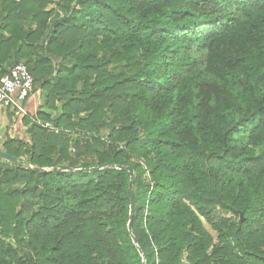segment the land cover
<instances>
[{"label": "trees", "instance_id": "1", "mask_svg": "<svg viewBox=\"0 0 264 264\" xmlns=\"http://www.w3.org/2000/svg\"><path fill=\"white\" fill-rule=\"evenodd\" d=\"M19 63L0 264H264V0H0Z\"/></svg>", "mask_w": 264, "mask_h": 264}, {"label": "built area", "instance_id": "2", "mask_svg": "<svg viewBox=\"0 0 264 264\" xmlns=\"http://www.w3.org/2000/svg\"><path fill=\"white\" fill-rule=\"evenodd\" d=\"M34 77L25 63L14 65L8 74L0 73V106L9 109L17 116V127L28 117L32 122L45 129L59 132L51 122H45L38 118L37 111L28 108L29 101L35 96ZM20 120V121H18Z\"/></svg>", "mask_w": 264, "mask_h": 264}, {"label": "rangeland", "instance_id": "3", "mask_svg": "<svg viewBox=\"0 0 264 264\" xmlns=\"http://www.w3.org/2000/svg\"><path fill=\"white\" fill-rule=\"evenodd\" d=\"M37 95H42L41 92H34ZM42 99V97H41ZM55 113L53 112V115ZM8 111L5 110L2 106H0V148H2V144H4L7 141L8 136H13V137H19V136H24L26 127L21 126L17 127L18 122H15L14 120H9L8 117ZM20 121V120H18ZM20 126V125H19ZM1 167L4 169L11 168L8 164L2 163ZM206 227L212 232L211 228L206 225Z\"/></svg>", "mask_w": 264, "mask_h": 264}, {"label": "water", "instance_id": "4", "mask_svg": "<svg viewBox=\"0 0 264 264\" xmlns=\"http://www.w3.org/2000/svg\"><path fill=\"white\" fill-rule=\"evenodd\" d=\"M0 158H3L5 160H8V161L13 162V163H15L17 161L16 158L11 157L10 155H8L5 152H3L2 150H0ZM120 168L128 170L131 173V175H133V169L132 168H126V167H120ZM98 169L99 168H92V169H85V170H81V171L90 172V171H95V170H98ZM64 170H69V168H66ZM132 217H133V211L131 212V219H132ZM131 235H132V233H131ZM132 237H133L134 243L137 244V240L135 239V237L133 235H132Z\"/></svg>", "mask_w": 264, "mask_h": 264}, {"label": "crops", "instance_id": "5", "mask_svg": "<svg viewBox=\"0 0 264 264\" xmlns=\"http://www.w3.org/2000/svg\"><path fill=\"white\" fill-rule=\"evenodd\" d=\"M37 93V92H36ZM42 104V99H41V95H35L30 101H29V103H28V108L30 109V110H34L35 108H39L40 107V105ZM52 114H53V112H51ZM23 125V124H22ZM21 124H20V126L19 127H21L22 126Z\"/></svg>", "mask_w": 264, "mask_h": 264}]
</instances>
